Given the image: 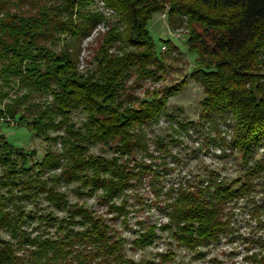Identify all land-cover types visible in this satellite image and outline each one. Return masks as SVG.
I'll return each instance as SVG.
<instances>
[{"label": "trees", "instance_id": "16d2710c", "mask_svg": "<svg viewBox=\"0 0 264 264\" xmlns=\"http://www.w3.org/2000/svg\"><path fill=\"white\" fill-rule=\"evenodd\" d=\"M102 1L125 27L109 29L90 66L80 71L82 42L105 20L90 10L94 0H0V124L16 121L49 142L56 140L48 138L51 130L63 128L65 134L63 154L49 150L36 172L0 135V264H134L125 253L126 239L91 210L69 208L68 224L51 214L39 216L48 226L58 223L65 234L33 237L25 228L34 220L25 203L44 197L60 209L65 196L55 185L79 183L86 196H98L113 212L124 213L115 200L136 173L126 171L120 158L95 157L88 149L103 145L119 157L131 156L145 143L147 128L169 117L168 95L180 86L151 101L131 95L128 86L135 78L159 81L166 72L147 30L152 15L166 6L170 27L186 23L191 32L190 51L198 55L192 78L205 94L203 119L233 121L234 147L246 157L264 146V0ZM117 44L120 53L111 54ZM174 53L176 46H169L167 56ZM38 96L52 102L36 110ZM78 110L87 115L80 129L71 123ZM59 169L62 174L49 188L44 175ZM205 184L194 192L180 191L172 206L170 230L190 249L218 239L225 227L222 204L241 191L212 177ZM70 223L80 230L67 231ZM156 239L151 227L133 244L146 248ZM161 258L164 264L172 260L171 254Z\"/></svg>", "mask_w": 264, "mask_h": 264}, {"label": "rangeland", "instance_id": "374dc122", "mask_svg": "<svg viewBox=\"0 0 264 264\" xmlns=\"http://www.w3.org/2000/svg\"><path fill=\"white\" fill-rule=\"evenodd\" d=\"M105 17L92 35L82 42L79 69L85 71L100 47L109 29L125 26L118 16L110 11L102 0H94L89 7ZM169 6L164 11L154 13L147 26L151 38L162 53L166 72L159 81L152 78L132 79L129 86L131 95L141 101H151L156 94L163 96L169 90L180 86L175 94L168 95L167 114L156 125L147 128L145 143L137 147L133 155L119 157L108 147L90 146L88 154L108 160L120 158L119 163L136 176L129 181V188L115 200L117 206H124V213L113 212L96 197H88L80 190L79 183L55 185L63 194L60 209L50 205L44 197L37 203H25V210L31 212L34 220L25 226L32 236L42 235L51 238L62 237L65 232L58 223L48 226L39 216L51 214L59 221L68 224L69 208L83 206L96 216L107 221L116 234L126 239L125 253L134 264H164L162 255L171 254L172 260L166 264H264V146L254 155L246 157L233 144V121L226 124L217 120L212 122L202 117V102L205 99L203 88L192 75L197 67L198 55L190 51L191 32L185 23L173 30L168 21ZM179 31L182 36L173 38ZM163 41H171L169 45ZM175 45L177 53L167 56L168 47ZM118 44L110 53H120ZM166 47V50H162ZM47 97H36L35 109L51 103ZM171 117V118H170ZM87 115L78 110L71 115V123L76 129L83 128ZM185 126L186 129H182ZM0 135L8 140L16 152L26 157L28 166L36 172L49 150L63 154L64 129L51 130L48 138L37 137L16 121L0 124ZM146 148V150H144ZM62 165L67 158L62 159ZM150 166L142 170L141 166ZM255 166L260 168L255 169ZM2 168L0 167V175ZM62 174V169L51 170L43 180L50 188L52 178ZM212 177L214 181L231 190H240L222 204L220 219L225 224L216 241L193 249L179 244L171 231L172 206L179 192H194L204 187ZM65 203V204H64ZM114 210V209H113ZM66 225V224H65ZM67 231L76 232L80 228L69 224ZM154 228L157 239L153 245L138 248L133 242L141 232ZM3 237L9 239L8 234Z\"/></svg>", "mask_w": 264, "mask_h": 264}, {"label": "built area", "instance_id": "2783aa9c", "mask_svg": "<svg viewBox=\"0 0 264 264\" xmlns=\"http://www.w3.org/2000/svg\"><path fill=\"white\" fill-rule=\"evenodd\" d=\"M182 36V34L179 32V31H177V32H175L174 34H173V38L176 40V39H178V38H180ZM162 50L164 51V50H166V47H162Z\"/></svg>", "mask_w": 264, "mask_h": 264}]
</instances>
